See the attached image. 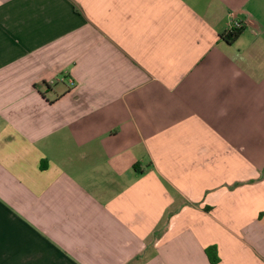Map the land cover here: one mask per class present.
<instances>
[{"label": "crops", "instance_id": "0c3cea01", "mask_svg": "<svg viewBox=\"0 0 264 264\" xmlns=\"http://www.w3.org/2000/svg\"><path fill=\"white\" fill-rule=\"evenodd\" d=\"M210 246L264 264V0H0V264Z\"/></svg>", "mask_w": 264, "mask_h": 264}, {"label": "trees", "instance_id": "16d2710c", "mask_svg": "<svg viewBox=\"0 0 264 264\" xmlns=\"http://www.w3.org/2000/svg\"><path fill=\"white\" fill-rule=\"evenodd\" d=\"M241 32V28H234L232 32H230L226 38L229 39V42H233L235 38L239 35ZM205 253L207 255V258L210 262V264H220V258L217 252V247L216 246H210L207 247L205 250Z\"/></svg>", "mask_w": 264, "mask_h": 264}, {"label": "built area", "instance_id": "2783aa9c", "mask_svg": "<svg viewBox=\"0 0 264 264\" xmlns=\"http://www.w3.org/2000/svg\"><path fill=\"white\" fill-rule=\"evenodd\" d=\"M236 27L239 28L240 26H239L238 24H236V25H235V28H236Z\"/></svg>", "mask_w": 264, "mask_h": 264}]
</instances>
